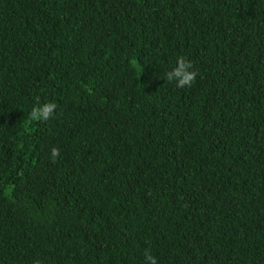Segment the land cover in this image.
<instances>
[{
    "label": "trees",
    "instance_id": "1",
    "mask_svg": "<svg viewBox=\"0 0 264 264\" xmlns=\"http://www.w3.org/2000/svg\"><path fill=\"white\" fill-rule=\"evenodd\" d=\"M149 254L264 264V0H0V264Z\"/></svg>",
    "mask_w": 264,
    "mask_h": 264
},
{
    "label": "clouds",
    "instance_id": "2",
    "mask_svg": "<svg viewBox=\"0 0 264 264\" xmlns=\"http://www.w3.org/2000/svg\"><path fill=\"white\" fill-rule=\"evenodd\" d=\"M191 65L183 59H179L176 66L171 71L165 73V78L169 82H175L178 88L190 86L196 77V73L191 71ZM56 104L53 102L37 103L30 111L29 117L32 120H47L49 119ZM56 150L53 149L52 155L56 156ZM147 264H156L155 259L149 254L146 256Z\"/></svg>",
    "mask_w": 264,
    "mask_h": 264
}]
</instances>
